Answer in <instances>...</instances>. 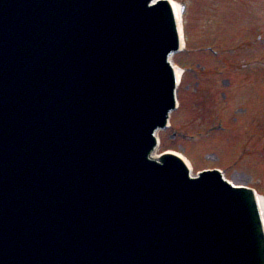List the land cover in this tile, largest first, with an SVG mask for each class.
<instances>
[{"label":"rangeland","instance_id":"1","mask_svg":"<svg viewBox=\"0 0 264 264\" xmlns=\"http://www.w3.org/2000/svg\"><path fill=\"white\" fill-rule=\"evenodd\" d=\"M184 11L187 45L174 61L198 76L186 71L179 91L185 108L174 115V130L160 133V152L183 153L197 170L223 169L234 183L264 194V0H187ZM249 42L251 49L231 55ZM213 51L221 53L215 58ZM220 115L234 133L191 145L190 135L207 131ZM245 139L247 154L238 162Z\"/></svg>","mask_w":264,"mask_h":264},{"label":"water","instance_id":"2","mask_svg":"<svg viewBox=\"0 0 264 264\" xmlns=\"http://www.w3.org/2000/svg\"><path fill=\"white\" fill-rule=\"evenodd\" d=\"M3 5H5V4H3ZM160 9H157V8H155V9H152V10H148V12L145 14V15H148V16H151V17H153V25L154 26H156V25H159V26H161V25H163L164 24V21L165 22H169V18H168V16L166 15V14H160ZM2 16H3V18H2ZM5 18H10V15H5V14H3V13H0V19H5ZM142 22L140 21V24H141ZM138 26L140 27V25L138 24ZM142 28L140 27V30H141ZM168 42H170V41H168ZM110 86H112V83H111V85ZM94 99H90L89 101H88V104H87V108H90V105H91V102L93 101ZM111 124V123H110ZM111 127H110V125H109V123H106L105 124V126H104V129H110ZM111 132L114 134V135H116L115 133H114V131H112L111 130ZM100 133H103V130H102V126L101 125H98L96 128H95V135H99ZM84 149H85V146L83 147ZM133 154L131 153V152H127V156L128 157H131ZM54 159V158H53ZM126 180V179H125ZM124 180V181H125ZM126 182V181H125ZM248 232H249V242H250V244H251V246H252V256H253V258H254V260H255V264H264V258H263V251H262V248H261V243H260V238H259V231H258V229L255 231V233H253V232H251V230H250V227H248ZM65 238H68V235L67 234H65ZM260 247L259 248V250L257 251V249H256V247ZM126 257H127V254H124L123 255V259L121 260V262L123 263V264H125L126 263ZM173 256H171V258H170V262H172L173 261ZM257 259H259L258 260V262H256V260ZM175 264H179L178 262H176Z\"/></svg>","mask_w":264,"mask_h":264},{"label":"bare ground","instance_id":"3","mask_svg":"<svg viewBox=\"0 0 264 264\" xmlns=\"http://www.w3.org/2000/svg\"><path fill=\"white\" fill-rule=\"evenodd\" d=\"M172 4V7H173V11H174V14L176 16V19L178 20V22L180 21V11H179V7L174 4V3H171ZM183 43L181 45V50L183 49ZM176 74H177V77H179L180 73L179 71L176 69ZM257 202H258V206H259V210H260V213H261V217H262V224H263V229H264V199L261 197L259 199H257Z\"/></svg>","mask_w":264,"mask_h":264}]
</instances>
